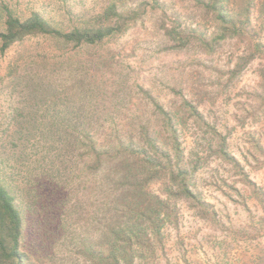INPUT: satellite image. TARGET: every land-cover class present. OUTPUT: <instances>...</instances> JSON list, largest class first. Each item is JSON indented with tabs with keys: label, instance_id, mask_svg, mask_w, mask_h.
Listing matches in <instances>:
<instances>
[{
	"label": "trees",
	"instance_id": "1",
	"mask_svg": "<svg viewBox=\"0 0 264 264\" xmlns=\"http://www.w3.org/2000/svg\"><path fill=\"white\" fill-rule=\"evenodd\" d=\"M192 1L214 22L208 40L201 23L191 30L207 56L218 41L240 36L239 17L222 8L228 0ZM144 13L118 0L67 26L37 11L1 13L0 54L26 39H42L52 43L47 56L54 62L44 64L49 75L25 70L1 81L9 95L18 86L26 91L32 114L30 122H13L12 152L0 157V170L9 173L0 174V264H31L42 256L51 261L59 252L79 264H148L144 258L162 249L177 200L219 225L195 188V175L208 151L239 167L225 139L181 85L170 86L179 102L167 107L108 63L116 54L108 43ZM182 29L172 26L163 36L181 48L192 39ZM154 184L159 192L151 190Z\"/></svg>",
	"mask_w": 264,
	"mask_h": 264
},
{
	"label": "rangeland",
	"instance_id": "2",
	"mask_svg": "<svg viewBox=\"0 0 264 264\" xmlns=\"http://www.w3.org/2000/svg\"><path fill=\"white\" fill-rule=\"evenodd\" d=\"M108 1L0 0V17L5 9L20 17L37 11L51 23L67 26L76 24L74 18L83 13L100 12ZM118 1L123 8H138L145 13L125 34L108 43V49L113 52L114 48L116 52L108 63L124 71L128 83L134 80L167 107L179 102L170 86L181 85L191 103L198 105L205 121L225 139L228 155L239 164L234 168L230 162L207 152V160L195 175V188L212 205L219 225L199 216L186 201L177 200L174 203L177 215L174 224L164 230L162 249L158 247L143 261L264 264V0H228L224 4L222 8L227 15L239 17L235 24L241 34L218 41L211 56L192 37L191 30L201 23L200 29L208 40L215 29L214 22L192 0ZM177 25L192 37L181 48L163 36L165 29ZM51 51L52 43L32 38L0 54V85L9 75H25V70L49 75L48 65L44 64L48 60L54 62L47 56ZM15 67L18 71L12 70ZM7 89L0 86V157L12 152L7 143L13 122H30L27 117L32 114L24 101L26 91L18 86L9 95ZM5 127L10 130L2 133ZM0 174L4 177L9 173L0 170ZM150 188L153 192L160 191L157 184ZM19 195L16 192V203L23 205ZM42 257L31 264L80 263L67 262L64 252L51 261Z\"/></svg>",
	"mask_w": 264,
	"mask_h": 264
}]
</instances>
